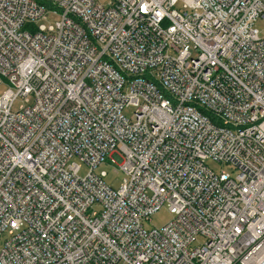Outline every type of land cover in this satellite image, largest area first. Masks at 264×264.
Here are the masks:
<instances>
[{"label":"built area","instance_id":"1","mask_svg":"<svg viewBox=\"0 0 264 264\" xmlns=\"http://www.w3.org/2000/svg\"><path fill=\"white\" fill-rule=\"evenodd\" d=\"M258 21L264 0H0V264H264Z\"/></svg>","mask_w":264,"mask_h":264},{"label":"rangeland","instance_id":"2","mask_svg":"<svg viewBox=\"0 0 264 264\" xmlns=\"http://www.w3.org/2000/svg\"><path fill=\"white\" fill-rule=\"evenodd\" d=\"M109 0H100V3L103 5H106ZM48 18L51 21H54L57 19V15L53 12H49ZM41 24H47L46 21H40L38 22V25ZM261 34V36H264V23L262 21H258L255 23L254 26ZM9 89V85L5 82L2 81L0 84V95H3L7 90ZM25 105V102L23 99L18 98L14 103H13V111L18 112L20 109H22ZM123 114L129 118L132 119L134 118V111L132 108H125L123 110ZM75 162L80 165L81 170H80V177L83 178L86 176L88 173V168L86 165L83 163H80L78 160H75ZM208 165L217 173H219L221 170H224L226 173L229 175L234 176V172L230 169V167H222L219 164H216L215 162L211 161L208 162ZM100 172H106L107 177L104 179L106 184L111 186L114 189H118L120 185L123 183L125 179V175L119 171L118 163L113 162L110 158L107 159L105 164H102L98 169H97V174ZM173 218L172 214L168 211L166 206H163L157 213H155L151 218L150 221L146 223V228L147 229H152V228H162L163 226L167 225L171 219ZM199 242H201V238L199 239ZM2 244H0L1 246Z\"/></svg>","mask_w":264,"mask_h":264}]
</instances>
